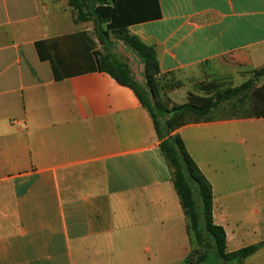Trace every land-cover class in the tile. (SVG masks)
Wrapping results in <instances>:
<instances>
[{
	"label": "crops",
	"instance_id": "0c3cea01",
	"mask_svg": "<svg viewBox=\"0 0 264 264\" xmlns=\"http://www.w3.org/2000/svg\"><path fill=\"white\" fill-rule=\"evenodd\" d=\"M158 1L161 16L129 30L155 46L161 73L241 85L264 66V0ZM99 46L69 0H0V264H181L190 251L153 119L98 69ZM185 85L166 92L172 104ZM177 131L213 186L227 249L264 242H246L255 216L229 211L256 195L246 174L264 175V117Z\"/></svg>",
	"mask_w": 264,
	"mask_h": 264
},
{
	"label": "trees",
	"instance_id": "16d2710c",
	"mask_svg": "<svg viewBox=\"0 0 264 264\" xmlns=\"http://www.w3.org/2000/svg\"><path fill=\"white\" fill-rule=\"evenodd\" d=\"M69 4L75 11L76 21L93 22L94 30L107 51H95L98 69L130 87L153 119L160 148L185 213L190 245H193L181 264H208L210 245L226 262L245 264V260L264 242L233 251L227 249L226 231L213 216V186L177 130L188 124L213 120L264 117V66L255 69L253 77L241 85L230 86L216 96L213 90L217 85L200 83L199 89L206 95L189 92L184 103L172 104L168 100L167 104L162 94L181 87L183 83L173 73H161L155 46L129 30L131 24L159 18V1L69 0ZM110 34L117 35L127 49L139 57L144 65V84L136 80L123 55L111 52ZM36 47L40 58L50 60L54 67L53 58L43 47V42L37 41ZM261 78L263 82L258 84ZM220 111L228 112L218 115Z\"/></svg>",
	"mask_w": 264,
	"mask_h": 264
},
{
	"label": "rangeland",
	"instance_id": "374dc122",
	"mask_svg": "<svg viewBox=\"0 0 264 264\" xmlns=\"http://www.w3.org/2000/svg\"><path fill=\"white\" fill-rule=\"evenodd\" d=\"M93 25L92 21H88ZM96 33V32H95ZM98 37V35H97ZM99 38V37H98ZM110 39L112 40V45H111V52L113 53H118L120 55H123L127 61L129 66L131 67V70L138 82L141 84L145 83V78H144V65H143V73H142V66H141V60L137 55H135L132 51L127 49L123 41H121L117 35L115 34H110ZM99 51L106 52V49L104 48V45L101 43L99 39ZM143 64V63H142ZM254 71V70H253ZM253 71H250V77H253ZM143 74V76H142ZM246 77V74H244ZM178 80L182 81L183 83H186V87L180 88L177 92H172L170 94L171 100L175 104H181L184 103L187 100V91H192L197 94L201 95H206L205 92L201 91L199 89V84L200 83H205L209 84L212 83L215 86L217 85L218 87L213 90L214 96H216L219 92L224 91L226 88L230 86H237L240 84H236V81L231 78V76H225V77H215L213 79H204V78H190V79H183L180 76H178ZM177 79V77H176ZM260 80V79H259ZM258 80V81H259ZM163 100L165 102L168 101L167 99V93L162 94ZM168 104V102H167ZM171 105V104H170ZM227 108V106H225ZM226 111H220L217 112L218 115H224ZM230 169H228L229 173H232L235 171L234 167L230 166ZM248 168V167H246ZM247 170L245 169V173ZM246 177H251L255 181L250 184V188L252 190H255L256 195L250 199L248 198L246 201L245 207H238V206H229V211H235V212H242L243 208L246 210V214L250 216H255L254 222L252 224L245 222L249 226L248 233L250 234L249 237H247L246 242L248 241H260L264 240V204L262 206L257 205L253 206L249 204L250 200H256L259 197L263 198L264 201V175L262 174H246ZM254 209L259 211L258 215H255L253 213ZM232 248V246L230 245ZM193 248V245L191 246ZM209 250V256H208V264H236V262L229 263L223 260L218 256V254L215 251V248L210 245ZM246 264H264V245L253 255L249 256L245 260Z\"/></svg>",
	"mask_w": 264,
	"mask_h": 264
}]
</instances>
